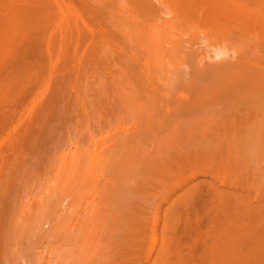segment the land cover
<instances>
[{"label":"bare ground","instance_id":"bare-ground-1","mask_svg":"<svg viewBox=\"0 0 264 264\" xmlns=\"http://www.w3.org/2000/svg\"><path fill=\"white\" fill-rule=\"evenodd\" d=\"M196 196L264 264V0H0V264H179Z\"/></svg>","mask_w":264,"mask_h":264},{"label":"rangeland","instance_id":"rangeland-1","mask_svg":"<svg viewBox=\"0 0 264 264\" xmlns=\"http://www.w3.org/2000/svg\"><path fill=\"white\" fill-rule=\"evenodd\" d=\"M163 7V6H162ZM168 9V8H167ZM167 9L165 8V11L163 12V13H165V17H169V15H170V11H168L167 12ZM169 10V9H168ZM169 13V14H168ZM193 23H195L194 25H193ZM193 23H182V25H179V26H177L174 30L175 31H177V33L176 32H171L169 35H166L165 37H166V39L167 40H170V39H172L173 38V36H174V34H175V37H180L181 39H182V41H184L185 39H187L188 41H193V43L194 42H196L197 44H195L194 43V45L196 46H200L199 48H202V46H206V45H208L207 44V42L206 41H210L211 42V40H209V39H211V37L208 39V37H207V28H206V24L205 23H201L200 21H194ZM188 25V26H187ZM187 26V27H186ZM192 27V32H191V27ZM201 26V27H200ZM200 27V28H199ZM187 28V29H186ZM177 29V30H176ZM189 29V30H188ZM198 29V30H197ZM186 30H188L187 32H186ZM200 31V32H199ZM184 32H186V33H184ZM196 32V33H195ZM183 33V34H182ZM199 33V34H198ZM180 34H181V36H180ZM191 35V37L193 36V34H194V37H195V39H194V37H192V39H190V36H188V35ZM195 34H196V36H195ZM172 35V36H171ZM184 35H185V37H184ZM169 36V37H168ZM203 36V37H202ZM209 36V35H208ZM168 37V38H167ZM182 37H184V38H182ZM179 38V39H180ZM206 38H207V40H206ZM166 39H164V40H166ZM180 39V40H181ZM190 39V40H189ZM195 41H194V40ZM187 40H185V44L187 43ZM209 42V43H210ZM166 42L164 41V44H165ZM206 43V44H205ZM205 44V45H204ZM168 45V44H167ZM203 47V48H204ZM230 49V48H229ZM217 50V49H216ZM212 51V49H211V47H210V52ZM212 53H217V51H215V52H211L210 54H212ZM227 53H230V54H232V51H228ZM201 175H205L206 176V178H208V174L206 175V174H198L197 175V177H203V176H201ZM37 192V191H36ZM34 193L33 192V195L35 194H37V196H30V198H32V200L29 198V196H27L31 201H33V198H34V201L35 200H39L40 198H42V196L41 195H43V194H39V196H38V193ZM44 192V191H43ZM42 192V193H43ZM32 194V193H31ZM87 194H88V196H87ZM87 194H85V196L83 197V198H85V200H83V198L81 199L84 203H85V201L87 200L86 198H88L90 195H89V193H87ZM87 196V197H86ZM26 197V196H25ZM36 197H39V199H37ZM197 198L195 199V200H193V204L192 205H194L193 207H194V210L192 211V210H190V212H192L191 214H190V212H189V214H188V220H187V222L185 223L184 222V220L183 219H181L182 220V222L184 223H181V220L179 221V223L177 224V227H176V229H175V232H176V230H177V233H175L176 234V236H175V247H176V250H177V252H178V254H179V257H180V263L179 264H203V261H204V259L206 258L205 256H207V254H206V251H207V248H208V246H209V244H210V242H211V234H210V230H211V222H212V220H213V217H214V212L211 210V208H210V206L205 202V197L204 196H196ZM66 198V197H65ZM65 198H63V200L65 199ZM66 199H68V198H66ZM63 200H61V203H62V205H61V207L63 208V206H66V204L64 205V203L65 202H68V200H65V202L63 201ZM206 200H207V197H206ZM195 201V202H194ZM83 202H80L82 205L84 204ZM208 202V201H207ZM82 205H80L79 204V206H78V208H81L82 207ZM206 205V206H205ZM75 210V209H74ZM208 210H210V211H208ZM47 212V211H46ZM70 212H72L71 211V209H70ZM191 217H190V216ZM149 216L151 217L152 215H150L149 214ZM195 216V217H194ZM191 219V220H190ZM21 234H23V231H21ZM24 235H25V232H24V234H23V236L21 237V235H20V238H23L24 237ZM31 235V234H30ZM34 235V234H33ZM34 237V236H33ZM35 238V237H34ZM29 240H32V239H30V237H29ZM28 240V241H29ZM63 241H64V243L66 244V242H65V240L63 239ZM36 242V243H35ZM35 242H33V246H32V248L34 249V250H36V251H39V252H42V251H40L42 248H41V246H42V244H41V242H42V239L40 240V243H37V242H39V238H38V241H37V239L35 240ZM44 243V242H43ZM21 244V243H20ZM20 244H19V246H20ZM37 244V245H36ZM39 244H40V248H39ZM68 244V243H67ZM44 245L46 246V244L44 243ZM37 246V247H36ZM48 246V245H47ZM68 246V245H67ZM37 248V249H36ZM67 248V247H66ZM70 248V247H69ZM35 252V251H34ZM43 253V252H42ZM45 253H47L46 251H45ZM17 254V253H16ZM48 254V253H47ZM47 254H43V256H45L46 258H47ZM19 256V255H18ZM39 256H42V255H39ZM20 257H21V255H20ZM37 255L36 256H34L33 258H31L32 259V263L31 262H28V261H30L31 259L29 258V260L27 261V263L28 264H34V263H36L35 262V260L37 259ZM45 257H43V260H44V262H40V259H38L37 261L38 262H40V264L41 263H43V264H49V263H46L45 262ZM22 258H24V257H22ZM22 258H19V257H17V258H15L14 259V261L16 262V260H17V262H18V260L19 261H21L22 260ZM40 258V257H39ZM45 258V259H44ZM53 260H51V262H50V264L52 263V264H54L55 262L56 263H58V264H68V261H55V259L54 258H52ZM27 260V259H26ZM49 260V261H50ZM76 260H78V259H76ZM23 261V260H22ZM21 261V263L22 264H24L25 262H22ZM24 261H25V259H24ZM34 261V262H33ZM79 261V260H78ZM78 261H75L76 262V264H77V262ZM83 261V260H82ZM13 263V264H16V263ZM47 262H48V260H47ZM85 262V261H84ZM83 262V263H84ZM86 262H88V264L90 263L89 261H87L86 260ZM85 262V263H86ZM205 262V261H204ZM19 264H21L20 262H18ZM17 263V264H18ZM26 263V264H27ZM55 263V264H56ZM72 263V262H71ZM71 263H69V264H71ZM39 264V263H38ZM72 264H74V262L72 263ZM80 264H82V263H80Z\"/></svg>","mask_w":264,"mask_h":264}]
</instances>
